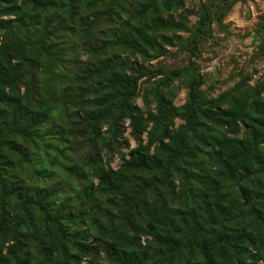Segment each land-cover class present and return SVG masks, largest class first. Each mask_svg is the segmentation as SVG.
I'll use <instances>...</instances> for the list:
<instances>
[{"label": "trees", "instance_id": "obj_1", "mask_svg": "<svg viewBox=\"0 0 264 264\" xmlns=\"http://www.w3.org/2000/svg\"><path fill=\"white\" fill-rule=\"evenodd\" d=\"M237 1L0 0V264H264V78L213 96L194 61Z\"/></svg>", "mask_w": 264, "mask_h": 264}, {"label": "rangeland", "instance_id": "obj_2", "mask_svg": "<svg viewBox=\"0 0 264 264\" xmlns=\"http://www.w3.org/2000/svg\"><path fill=\"white\" fill-rule=\"evenodd\" d=\"M232 1L235 0H184V8L190 12L187 18L188 27L192 28L197 23L201 7L221 9L225 3ZM261 16H264V0L237 1L224 11L218 22L211 24L210 34L199 47L198 56L194 58L202 76V89L216 96L232 90L242 77H246L250 85L264 78V42L254 38V31ZM179 35L183 40L188 37V33ZM85 57L83 55L81 59L84 60ZM72 59L71 54L70 60ZM188 59L189 54L180 45L168 47L166 55L150 62L149 67L181 69L187 65ZM173 85L179 89L173 103L180 107L187 101L188 91L179 81H175ZM135 103L145 109L141 97L137 98ZM149 107L153 109L154 104L151 102ZM180 125L182 121L175 120V128ZM124 137L129 146H123L121 151L128 157L135 142L129 136V130L124 132ZM120 163L119 156L113 154L112 168H118Z\"/></svg>", "mask_w": 264, "mask_h": 264}]
</instances>
